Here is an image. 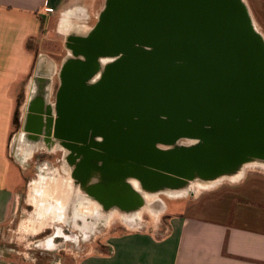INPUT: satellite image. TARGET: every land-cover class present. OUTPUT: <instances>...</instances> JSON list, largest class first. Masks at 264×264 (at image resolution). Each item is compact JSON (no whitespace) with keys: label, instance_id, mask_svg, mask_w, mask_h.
I'll use <instances>...</instances> for the list:
<instances>
[{"label":"water","instance_id":"water-1","mask_svg":"<svg viewBox=\"0 0 264 264\" xmlns=\"http://www.w3.org/2000/svg\"><path fill=\"white\" fill-rule=\"evenodd\" d=\"M80 39L113 59L82 90V108L103 105L104 170L117 180L103 184L104 204L136 209L143 192L181 193L264 164V37L243 0H106Z\"/></svg>","mask_w":264,"mask_h":264},{"label":"crops","instance_id":"crops-1","mask_svg":"<svg viewBox=\"0 0 264 264\" xmlns=\"http://www.w3.org/2000/svg\"><path fill=\"white\" fill-rule=\"evenodd\" d=\"M243 1L264 37V0ZM105 4L0 0V226L12 219L24 183L20 163L12 155V130L26 80L35 74L52 79L57 65L53 70L48 55L44 64L39 62L42 47L86 37ZM46 65L53 66V74H47ZM193 188L179 193L181 210L168 214L167 207V220L155 230L137 229L135 222L133 229L115 235L103 252L79 264H264V176L243 172L227 185L198 193Z\"/></svg>","mask_w":264,"mask_h":264},{"label":"rangeland","instance_id":"rangeland-1","mask_svg":"<svg viewBox=\"0 0 264 264\" xmlns=\"http://www.w3.org/2000/svg\"><path fill=\"white\" fill-rule=\"evenodd\" d=\"M42 49L43 56L39 62L44 64V58L47 59V55L54 60V67L45 66L47 74L55 70V64L57 70L52 79H44L43 75L37 74L34 75V79H27V88H23L26 94L22 93L18 100L12 130L14 139L12 155L20 163L24 183L20 189L17 209L12 219L0 226V264H79L89 255L103 252L115 235L126 232L130 228L133 229L131 226L135 222L138 225L137 229L148 231L154 228L155 230L157 225L167 220L166 208L168 207V214L177 213L181 210L184 201L179 196L180 191L175 192L176 194L143 192L147 199V207L140 212L141 207L124 209L115 202H109L106 205L93 199L89 194L82 193L78 181L82 183L84 178L82 173L78 171L77 173L74 168L75 159L78 158L76 151L54 142L50 146L36 143V140H33L34 137L29 135L33 132H30L28 125L31 121L36 125L46 124L49 121L47 113L49 115L50 111L48 112L46 108H52V105H55L54 93L57 79H62V64L71 56L73 59L85 57L73 55L67 42L62 41L47 43ZM112 61L111 58H104L101 68ZM35 69L37 71V68ZM43 71H45L44 68ZM100 75L101 70L97 72V78ZM41 79L45 84L37 88L36 99H34L33 90ZM36 100L41 105L38 106L35 103ZM93 105V113L100 115L103 105L99 101H95ZM41 106L45 110H42ZM44 127L46 128V125ZM48 128L52 129L47 127V130ZM41 134L47 135L48 131ZM26 139L31 144L30 147L25 144ZM194 142L190 139H180L178 145L188 146ZM161 146L163 149L169 148ZM85 152L86 164H93L97 172V175L93 177V187L107 185V179L111 183L117 181L106 174L104 163L101 164L103 154L89 147L85 149ZM262 166L246 165L243 172L264 176ZM102 175L108 177L101 178ZM233 179L223 178L216 183L210 182L204 186L196 182L190 185L198 193L227 185ZM128 182L133 184L137 181L130 177ZM126 210L129 212H124Z\"/></svg>","mask_w":264,"mask_h":264},{"label":"flooded vegetation","instance_id":"flooded-vegetation-1","mask_svg":"<svg viewBox=\"0 0 264 264\" xmlns=\"http://www.w3.org/2000/svg\"><path fill=\"white\" fill-rule=\"evenodd\" d=\"M80 38L81 37H74V39L68 42L69 46L71 47L72 54L73 51L79 55L81 52L86 51L87 58L85 56L84 59H73L72 56L69 57V60L73 63H70V70H66L63 73L61 72L63 80L57 79V86L54 93L55 105H52V108H46L48 112L50 111L49 115L47 113V118H49L47 123L49 126H47V123L36 125L33 121L28 125L31 129L30 132H33L29 133V135L34 137L33 140H36V143L39 142L50 146L52 142H54L59 146L62 145L75 150L78 158L75 159L74 168L78 164L75 171L79 173H81L86 164L82 148H93L96 152L103 154V142L106 141V138H103V110L100 115H97L93 113V106L89 109L82 108L84 104L82 90L88 89L89 87L94 88L103 82V68H101L104 59L103 53H96L95 51L90 52V46L86 43H82ZM86 63L88 64L86 68L83 66L80 67L81 64L84 65ZM100 70L101 75L97 78L96 74L100 72ZM61 71H63V68ZM58 78L60 77L58 76ZM35 103L38 104V106L39 104L41 105L40 102L37 103V100ZM43 108L44 107L41 106V109L45 110V108ZM91 114H93V116H91ZM72 120L74 121L73 123H71ZM44 125H46V128ZM47 127H51L52 129L49 130L48 128L47 130ZM45 131H48L47 135L41 134ZM101 164H103V157H101ZM102 187L103 184L101 185L103 202Z\"/></svg>","mask_w":264,"mask_h":264},{"label":"bare ground","instance_id":"bare-ground-1","mask_svg":"<svg viewBox=\"0 0 264 264\" xmlns=\"http://www.w3.org/2000/svg\"><path fill=\"white\" fill-rule=\"evenodd\" d=\"M43 84H45L44 83V81H42V79H41V81H39L38 83H36V85H35V90H33V93H32V96H33V98L34 99H36V94H37V88H39V86H41V85H43ZM44 131V130H43ZM28 140H29V138L28 137H26ZM27 139H26V141H25V144H27L28 145V147H30L31 146V144H29V141H27ZM52 145V144H51ZM32 148V147H31ZM29 150H32V149H29ZM85 164V163H84ZM78 166V164L76 165V167ZM75 167V168H76ZM86 167V168H85ZM85 167H84V169H82V171H81V173H82V177L84 178V180H83V182L81 183L80 181H78L79 182V184H80V186H81V189H82V193L83 194H89L90 195V197H93V199H95V200H100V202H102V198L101 197H97V195H96V193H94L93 192V190H92V187H93V182H94V179H93V177L94 176H96L97 175V172H96V170H95V166L93 165V164H85ZM102 177H105L106 178V175H102L101 176V178ZM233 178V177H232ZM77 179H79L78 177H77ZM93 180V181H92ZM219 180H221V178L220 179H218V180H215V181H213V182H217V181H219ZM46 182V181H45ZM212 182V183H213ZM47 183L49 184V182L47 181ZM196 183H199L200 185H206L207 183L206 182H196ZM133 186L136 188V189H138V185H137V182H133ZM164 189V188H163ZM95 194V196H93V193ZM175 191L176 190H166V194H173V193H175ZM91 193H92V195H91ZM142 193V192H141ZM143 194V193H142ZM148 194H150V193H148ZM98 198V199H97ZM143 198H144V202L140 205L141 206V208L139 209L140 210V212H141V210L142 209H146V207H147V204H146V197L144 196V194H143ZM98 200V201H99ZM133 211V210H132ZM124 212H129V211H124ZM123 212V213H124Z\"/></svg>","mask_w":264,"mask_h":264}]
</instances>
